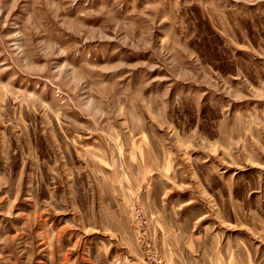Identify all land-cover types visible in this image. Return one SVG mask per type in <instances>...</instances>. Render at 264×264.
Listing matches in <instances>:
<instances>
[{"label":"rangeland","instance_id":"1","mask_svg":"<svg viewBox=\"0 0 264 264\" xmlns=\"http://www.w3.org/2000/svg\"><path fill=\"white\" fill-rule=\"evenodd\" d=\"M0 264H264V0H0Z\"/></svg>","mask_w":264,"mask_h":264}]
</instances>
